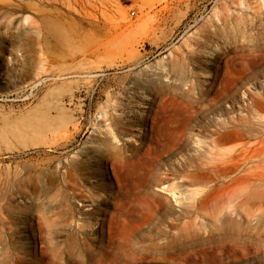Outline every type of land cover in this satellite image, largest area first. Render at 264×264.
Instances as JSON below:
<instances>
[{
  "label": "rangeland",
  "instance_id": "1",
  "mask_svg": "<svg viewBox=\"0 0 264 264\" xmlns=\"http://www.w3.org/2000/svg\"><path fill=\"white\" fill-rule=\"evenodd\" d=\"M106 109L147 117L148 130L136 127L113 144L144 142L131 160L106 161L96 177L85 176L80 192L96 204L74 200L63 174L70 162L93 156L96 142L113 139L101 122ZM233 123L246 138L226 150L248 148L224 177L223 153L211 155L207 131ZM0 136V200L15 209L10 225L0 226V262L33 253L34 264H264V0H0ZM170 169L166 184L156 182ZM51 177L56 189L46 186ZM240 194L259 201L258 218L249 211L243 242L216 260L209 239L222 233L220 221L234 218L228 200ZM97 207L108 223L93 237L81 213ZM11 225L14 240L6 236ZM70 232L93 250L73 247Z\"/></svg>",
  "mask_w": 264,
  "mask_h": 264
},
{
  "label": "bare ground",
  "instance_id": "2",
  "mask_svg": "<svg viewBox=\"0 0 264 264\" xmlns=\"http://www.w3.org/2000/svg\"><path fill=\"white\" fill-rule=\"evenodd\" d=\"M26 4H28V3H26ZM8 7V6H7ZM10 7V6H9ZM13 7V6H12ZM16 7H17V9L18 10H24V9H26L25 8V6H23L22 4H19V5H16ZM16 7H15V9H16ZM14 8V7H13ZM2 14V13H1ZM6 15V14H5ZM4 15V16H5ZM3 16V17H4ZM7 17V16H6ZM8 17H10V15L8 16ZM19 17V16H18ZM5 18V17H4ZM15 19H16V17H14ZM29 18V17H28ZM28 18H26V22L29 20ZM28 19V20H27ZM3 20H5V19H3ZM5 22V21H4ZM37 25V24H36ZM6 32V31H5ZM7 50V49H6ZM5 50V51H6ZM9 54V53H8ZM56 88H54V90H55ZM164 89V88H163ZM53 90V91H54ZM58 90V89H57ZM56 90V91H57ZM66 90V89H65ZM119 90V89H118ZM156 90V89H155ZM67 91V90H66ZM73 91V90H72ZM159 91H160V89H159ZM158 91V92H159ZM59 92V91H58ZM71 93V92H70ZM82 93V92H81ZM49 94V93H48ZM50 94H52V93H50ZM55 94H57V93H55ZM66 94V93H65ZM158 94V93H157ZM41 95V94H40ZM61 95V94H60ZM127 95V94H126ZM160 95V94H159ZM48 96V95H47ZM56 96V95H55ZM157 96V95H156ZM58 97H59V95H58ZM57 97V98H58ZM56 98V99H57ZM59 98H61V97H59ZM157 98V97H156ZM59 100V99H58ZM40 101V100H39ZM153 101V100H152ZM57 102V101H56ZM62 102V101H61ZM74 102V101H73ZM151 102V101H150ZM53 103V102H52ZM55 103V102H54ZM82 103H83V101H82ZM120 103V102H119ZM122 103V102H121ZM120 103V104H121ZM43 104V103H42ZM63 104V103H62ZM61 104V105H62ZM149 104V103H148ZM47 105V104H46ZM50 104H48L47 105V108H48V106H49ZM53 105V104H52ZM57 105V104H56ZM74 105V104H73ZM107 106H110V105H108V104H106ZM105 105V107L108 109V107ZM117 105V104H116ZM115 105V109H117V106ZM44 106V105H43ZM51 106V105H50ZM63 106V105H62ZM66 106V105H65ZM122 106H123V104H122ZM134 106V105H133ZM253 106V109L255 108V106L254 105H252ZM46 107V106H45ZM44 107V108H45ZM58 107V106H57ZM56 106H55V108H57ZM118 107H120V105L118 106ZM43 108V107H42ZM59 108V107H58ZM104 108V107H103ZM123 108V107H122ZM82 109V108H81ZM105 109V108H104ZM107 109H106V112L105 111H103V113L104 114H106L107 115V118L105 119V118H103L102 117V119H104V121H102L101 120V122L103 123V124H106V123H108V125L106 126L107 128H108V135H110V137H112L113 139H110L108 136H107V134L105 133H103V136H100L99 134H102L101 133V130H105V129H102L103 127H102V125L101 126H99V127H102V128H99V129H101V130H99L100 132L97 134L101 139H102V137H104V135H106L107 137H105V138H103L102 140H100L101 142H99V146L97 147L96 145L98 144L96 141V144H95V146L94 147H96V148H94V147H92L94 150V153H93V156H90L89 154H88V156H90V157H88L87 156V153H86V156H83V158L81 159L80 157V161H78V160H76V161H78V162H75V161H73V160H71V161H73L72 163L70 162L69 163V165L68 166H66V172L63 174V181H64V183L67 185V188L69 189V190H73L72 192L74 193H72L73 195H74V197H73V195H72V197L74 198V200H76L75 198H78V200H83V201H86V202H88V201H91L90 200V198L93 196V194H92V196H89V197H87V198H89V199H87V198H85V196H84V194L82 193L81 194V192H83V191H81V190H83L84 188H83V186L81 185V182H83V181H85V176L88 174V175H91V176H93V178L94 177H96V175H97V173L98 172H100L99 171V167H100V165L102 164V163H104V162H106V161H114L115 159H118V161L119 160H124V161H129V160H131L133 157H135L134 155H135V153L138 151V149L141 147V145L143 144V139H144V137L145 136H142V139H141V137H140V145L139 146H137V145H135V144H132V148L131 149H129V146H128V149L126 148L127 146H125V144H123L122 143V141H121V143L123 144L122 146L120 145H117L116 143H118V142H116L115 144H113L114 142H112V140H115V139H117V138H121V139H124V137L125 136H129V135H134V134H137L135 131H134V128H136V127H139V128H141V129H145L146 127V122H147V117H145V118H143V119H138L137 117H133V116H129L128 114H124L123 113V115H118V116H116V115H114L113 113L111 114V113H109V111H107ZM110 109V108H109ZM114 108H112V110H113ZM124 109V108H123ZM173 109V108H172ZM252 108H250V111H252L251 110ZM48 110V109H47ZM58 110V109H57ZM174 110H176L175 108H174ZM41 111H43V110H41ZM49 111V110H48ZM101 111H102V109H101ZM114 111V110H113ZM116 111V110H115ZM120 111V110H119ZM119 111H117L118 113H120ZM126 111V110H125ZM169 111H170V109H169ZM112 112V111H111ZM117 112H114L115 114L117 113ZM122 112H124V111H122V109H121V114H122ZM130 112V111H129ZM171 112V115H173V110H171L170 111ZM177 112V111H176ZM40 113H42L43 114V112H39V113H37V115L38 114H40ZM48 113V112H47ZM49 113H51L50 111H49ZM59 113V112H58ZM62 113V112H61ZM70 113V112H69ZM102 113V112H101ZM128 113V112H127ZM131 114H132V112H130ZM166 113V112H165ZM71 114V113H70ZM103 114V115H104ZM62 115V114H61ZM75 115V114H74ZM102 115V116H103ZM134 115V114H133ZM140 115V114H139ZM41 116H43V115H41ZM50 116V115H49ZM147 116H149V115H147ZM45 117V116H44ZM43 117V118H44ZM106 117V116H105ZM46 118H48V117H46ZM63 118V117H62ZM37 119V118H36ZM77 118H75V122H78L79 121V119H77ZM42 120V119H41ZM65 120H67V119H65ZM71 121V120H70ZM192 121H194V120H192ZM8 122V121H7ZM13 122V121H12ZM55 122V121H54ZM57 122V121H56ZM63 122V121H62ZM73 121H71V123H72ZM31 123V122H30ZM30 123H29V125H30ZM34 123V122H33ZM42 123V122H41ZM70 123V124H71ZM154 123V122H153ZM227 123V122H226ZM28 124V123H27ZM45 124V123H44ZM54 124V123H53ZM228 124H230V123H228ZM25 125V124H24ZM34 125V124H33ZM63 125V124H62ZM77 125H78V123L76 124V125H74V126H76L77 127ZM80 125V124H79ZM93 125V124H92ZM98 125H100V124H98ZM97 125V126H98ZM191 125V124H190ZM201 125V124H200ZM199 125V126H200ZM209 125V124H208ZM215 125H216V123H215ZM41 126V125H40ZM39 126V127H40ZM45 126V125H44ZM66 126V125H65ZM104 126V125H103ZM154 126V125H153ZM189 126V125H188ZM202 126V125H201ZM220 129H217V128H215V129H210V131H207V132H209V133H207V134H209V139H210V142H209V147L212 149V153H211V155H216V154H218V152H220V153H223V158L221 159V166H220V174H221V176H224V177H226L227 176V173L229 172V170L231 169V165L230 164H232V162H233V160L236 158V157H238V156H240V154H238L240 151L241 152H243L246 148H248L247 147V144H245V145H243L242 147H241V149L239 148V149H235V148H233V149H231V150H229V151H227L226 149H227V145H228V143L230 142V141H235V142H237V141H242V140H244L245 138H246V133L245 132H243L242 130H240L239 129V127L237 126V124H232L231 126H232V129H226L225 130V127H224V125H217ZM14 127H16V126H14ZM27 127V126H26ZM67 127V126H66ZM162 127V126H161ZM208 127L209 126H202V128L204 129V130H207L208 129ZM25 128V127H24ZM38 128V127H37ZM138 128V129H139ZM212 128V127H211ZM18 129V128H17ZM30 129V128H29ZM41 129V128H40ZM66 128H64L63 130H65ZM81 129V128H80ZM83 129V128H82ZM81 129V130H82ZM95 129V128H94ZM147 129V128H146ZM203 129H201V130H203ZM36 130V129H35ZM60 130V129H59ZM98 130V129H97ZM107 130V129H106ZM148 130V129H147ZM220 130H224V131H220ZM16 132H17V130H15ZM78 131V130H77ZM96 131V130H95ZM94 131V132H95ZM151 131V130H150ZM37 132V131H36ZM41 132V131H40ZM60 132V131H59ZM64 132V131H63ZM70 132V131H69ZM79 132H80V130H79ZM203 132V131H202ZM18 133V132H17ZM30 133V132H29ZM32 133V132H31ZM49 133V132H48ZM55 133H57V132H55ZM76 133H78V132H76ZM97 133V132H96ZM139 133H140V131H139ZM146 133H147V131H146ZM153 133V132H152ZM14 134V133H13ZM39 134V133H38ZM37 134V135H38ZM72 134V133H71ZM79 134V133H78ZM142 134V133H141ZM144 134H145V132H144ZM149 135L148 136H150V133H148ZM4 135V134H3ZM25 135V134H24ZM31 135V134H30ZM34 135V134H33ZM66 135V134H65ZM147 135V134H146ZM36 136V135H35ZM39 136V135H38ZM46 136V135H45ZM68 136V135H67ZM74 136H76V135H74ZM78 136V135H77ZM97 136V137H98ZM140 136V135H139ZM1 137V136H0ZM71 137V136H70ZM8 138V137H7ZM13 138V137H12ZM41 138V137H40ZM39 139V138H38ZM43 139H45L44 140V142L45 141H48L46 138H43ZM53 139V138H52ZM64 139V138H63ZM72 139V138H71ZM62 140V139H61ZM97 141H99L98 140V138L96 139ZM3 141V140H2ZM69 141V140H68ZM117 141V140H116ZM11 142V141H10ZM54 142H55V139H54ZM58 142V141H57ZM4 143V142H3ZM39 143V142H38ZM40 144V143H39ZM58 144V143H57ZM3 145V144H2ZM1 145V146H2ZM8 145V144H7ZM128 145V144H127ZM257 145V144H256ZM256 145H254L255 147H256ZM54 146V145H53ZM144 146V145H143ZM51 147H52V145H51ZM63 148V147H62ZM68 148V147H67ZM3 149V148H2ZM89 148H87V150H88ZM130 150V151H129ZM140 150V149H139ZM3 151V150H2ZM90 151H92V149L90 150ZM255 151H257V148L255 149ZM1 152V151H0ZM8 152V151H7ZM18 152V151H17ZM130 152V153H129ZM246 152V151H245ZM10 153V152H9ZM1 154H3V153H1ZM91 154V153H90ZM140 154H141V152H140ZM230 154H233V155H230ZM81 155H85V154H81ZM92 155V154H91ZM138 155V154H137ZM63 156V155H62ZM96 156V158L95 159H91V158H94ZM141 156V155H140ZM76 157V156H75ZM73 159V158H72ZM76 159V158H75ZM74 159V160H75ZM59 160V159H58ZM117 162V161H116ZM123 162V161H122ZM121 162V163H122ZM131 162H133V161H131ZM19 163V162H18ZM58 163V162H57ZM67 163V162H66ZM113 163V162H112ZM118 163V162H117ZM116 163V164H117ZM125 163V162H124ZM44 164V163H43ZM63 164V163H62ZM120 164V163H119ZM122 165V164H121ZM159 165V164H158ZM158 165H155L154 167H153V173L152 174H154V173H156V170H158L159 169V167H158ZM48 166V165H47ZM7 167H9V166H7ZM93 167H95L94 168V170L92 169ZM5 168V167H4ZM61 168V167H60ZM63 168H65V167H63ZM104 168V167H103ZM121 168H123L122 166H121ZM161 168V167H160ZM236 171L238 170V169H240L241 167H238V164H235V167H233ZM16 169H17V167H16ZM55 169H56V167H55ZM90 169L91 170H93V173L92 172H89L90 171ZM162 169V168H161ZM123 170V169H122ZM54 171V170H53ZM56 171H58V169L56 170ZM101 171H103V170H101ZM15 172H16V170H15ZM60 172V171H59ZM104 172H105V169H104ZM122 173H124L125 172V170H124V172L123 171H121ZM120 172V173H121ZM158 172V171H157ZM159 172H161V170H159ZM18 173V172H17ZM16 173V174H17ZM20 173V172H19ZM43 173V172H42ZM57 173V172H56ZM173 173H174V171H173V169H170L169 171H166V173H164V178H160V180L157 178V181L156 182H158L159 184H160V182H161V185L163 186V184L165 183L166 184V181L168 180V178L170 179V176H172L173 175ZM8 174H10V172H8ZM7 174V175H8ZM14 174V173H13ZM22 173H20V175H21ZM24 174V173H23ZM37 174V173H36ZM52 174V173H51ZM93 174V175H92ZM99 174V173H98ZM163 174V173H162ZM1 175V174H0ZM6 175V176H7ZM19 175V174H18ZM41 175V174H40ZM50 175V174H49ZM53 175V174H52ZM61 175V174H60ZM124 175V174H123ZM129 175V174H128ZM156 175V174H155ZM154 175V176H155ZM2 176V175H1ZM16 176V175H15ZM51 176V175H50ZM103 176H106V175H103ZM151 177H152V175H150ZM9 177V176H8ZM11 177V176H10ZM19 177V176H18ZM21 177V176H20ZM23 177V176H22ZM40 177V176H39ZM53 177H55V176H53ZM57 177V176H56ZM55 177V178H56ZM2 178V177H1ZM5 178V177H4ZM12 178V177H11ZM55 178H52L51 177V179L50 180H48L47 181V187L48 186H53L54 184H55V186H53V189H56V181H55ZM88 178H90V177H88ZM106 178V177H105ZM119 178H121L120 177V175H119ZM9 179V178H8ZM37 179V181L39 180L38 178H36ZM58 179V178H57ZM61 179H62V177H61ZM153 179V178H152ZM151 179V180H152ZM17 181L18 180H20V179H16ZM35 180V179H34ZM60 180V179H59ZM87 180V179H86ZM89 180V179H88ZM121 180V179H120ZM119 180V181H120ZM123 180V179H122ZM159 180V181H158ZM13 181V180H12ZM28 181V180H27ZM41 181V180H40ZM149 181L150 180H148V183H149ZM153 181V180H152ZM151 181V182H152ZM2 182V181H1ZM8 182V181H7ZM62 182V181H61ZM61 182H60V184H57L58 185V189H60L59 188V185H61ZM168 182V181H167ZM257 182H258V180L257 179H254V180H252V184H253V186H256L257 185ZM22 183V182H21ZM46 183V182H45ZM1 184V183H0ZM20 184V183H19ZM24 184V183H23ZM38 184H39V182H38ZM44 186H45V184H44V182L42 183ZM41 184V185H42ZM159 184H156V185H159ZM13 185V184H12ZM25 185V184H24ZM30 185V184H29ZM40 185V186H41ZM42 185V186H43ZM4 186V185H3ZM10 186V185H9ZM46 186H45V188H46ZM63 186V185H62ZM61 186V187H62ZM160 186V185H159ZM7 187V186H6ZM55 187V188H54ZM65 187V186H64ZM20 188V187H19ZM22 188V187H21ZM32 188V187H31ZM37 188V187H36ZM41 188H43V187H41ZM49 188V187H48ZM48 188H46V189H48ZM120 188V187H119ZM1 189H2V187H1ZM5 189H7V188H5ZM12 189V188H11ZM15 189V188H14ZM26 189V188H25ZM39 189H40V187H39ZM44 189V188H43ZM42 189V190H43ZM63 189H65V188H63ZM121 189V188H120ZM210 189H211V187H210ZM24 190V189H23ZM45 190V189H44ZM66 190V189H65ZM69 190H67V191H69ZM16 191V190H15ZM36 191V190H35ZM48 191H50V189L48 190ZM48 191H45L46 193L48 192ZM52 191V190H51ZM53 191H56V190H53ZM81 191V192H80ZM87 191V190H86ZM118 191H119V189H118ZM57 192V191H56ZM56 192H54V193H56ZM6 193V192H5ZM43 193V192H42ZM86 194H88L89 192H85ZM89 193V195H91ZM105 193V192H104ZM112 193V192H111ZM119 193H120V191H119ZM11 195H12V193H10ZM40 194V193H39ZM50 195H52L53 194V192H52V194L51 193H49ZM57 194H58V192H57ZM60 194V193H59ZM110 194V193H109ZM18 195V194H17ZM95 195V194H94ZM106 195V194H105ZM112 195V194H111ZM7 196H8V194H7ZM6 196V197H7ZM87 196V195H86ZM96 196H97V194H96ZM71 197V196H70ZM94 197V196H93ZM204 197H207V196H204ZM19 198V197H18ZM97 198V197H96ZM103 198H105V197H103ZM2 199V198H1ZM3 199H4V197H3ZM92 200L93 199H95V198H91ZM98 199V198H97ZM102 199V198H101ZM100 199V200H101ZM103 200H106V199H103ZM83 201H81V202H83ZM99 200H97V202H98ZM206 201H209V202H207V203H205V204H203V202L197 207V210H198V215H201L202 214V212L203 211H205L206 209H207V204L208 203H210V202H212V200L210 199V200H206ZM11 202V201H10ZM91 202H93V203H95L96 204V202H94V201H91ZM103 202V201H102ZM107 203H108V201H106ZM113 202V201H112ZM105 203V202H104ZM111 202H109V204H110ZM9 204V203H8ZM99 204V203H98ZM101 204V203H100ZM112 204V203H111ZM216 204H218V202L216 203ZM9 205H11V203L9 204ZM9 205H7V203H5L4 201L2 202L1 200H0V226L2 227V226H8V225H10V219L8 218L9 216L8 215H10V213L13 215V210L12 209H14V207L13 208H11V210L10 209H8L10 206ZM93 205V204H92ZM228 205H230V207H231V209H232V216H234V218L232 217V218H225V219H223L222 221H220V223H221V225H220V228H221V230H223L222 231V233H220V234H218L217 236H215V237H211L209 240H211L210 241V243L212 242V243H214V246H212V247H210V250L216 255V260H219V261H222L223 259H224V256L226 255V253L228 252V251H234V250H236L237 248H238V246H239V244L240 243H242L243 242V240H244V237H245V234H244V232H242V230H241V223H242V221L248 216V214H249V211H253V213H254V218L255 219H257L258 218V215H257V213H258V211H259V201L256 199V200H252L251 201V199L246 195V194H240L239 196L238 195H235V196H233V197H229V200H228ZM70 206V205H69ZM73 206V205H72ZM91 206V205H90ZM102 206V205H101ZM68 207V206H67ZM74 207V206H73ZM70 208V207H69ZM102 208V207H101ZM68 209V208H67ZM71 210H70V212H68V214H70V215H72L71 213H74L76 210H74V212L72 211V209L73 208H70ZM94 209V208H93ZM92 209V210H93ZM7 210H10V212H9V214H7ZM15 210V209H14ZM91 210V211H92ZM98 210V211H97ZM103 210V209H102ZM101 210V212H103ZM72 211V212H71ZM80 211H82V210H80ZM79 211V212H80ZM99 211H100V208H96L95 210H93L92 212H89V213H86V211H85V213H81L83 216H82V222H83V220L85 221V220H87L88 221V227H91V230H92V234H91V236H95V234H97V233H99V234H101L102 233V231H103V229L105 228V226L104 225H106V223L105 222H107V220L104 222L102 219H103V217L101 218L99 215H98V213H99ZM77 212V211H76ZM84 212V211H83ZM88 212V211H87ZM103 213H105V212H103ZM78 214H80V213H78ZM77 214V215H78ZM80 214V215H81ZM73 215H75V214H73ZM76 215V216H77ZM97 215V216H96ZM100 215L102 216V214L100 213ZM106 215V214H105ZM14 217V216H13ZM78 217H80V216H78ZM78 217H77V219H78ZM100 217V218H99ZM104 218L106 219V216H104ZM16 219V218H15ZM14 219V220H15ZM76 218H74V220H75ZM76 219V220H77ZM102 221H101V220ZM80 220V219H79ZM94 220V223H95V225H96V222L97 223H99L100 224V231H98V230H94V229H92L93 227H92V222L91 221H93ZM99 220H100V222H99ZM16 221V220H15ZM70 221V220H69ZM73 221V220H72ZM78 221V220H77ZM96 221V222H95ZM17 222V221H16ZM16 222H15V224H16ZM86 222V221H85ZM13 223V222H12ZM70 223H73V222H70ZM79 223V222H78ZM108 223V222H107ZM14 224V225H15ZM77 225V224H76ZM81 225V224H80ZM85 225V224H84ZM47 225H45V227H46ZM52 226V225H51ZM72 226H74V225H72ZM86 226V225H85ZM10 227V226H9ZM11 227H13V225H11ZM54 227V226H53ZM71 227V226H70ZM78 227V226H77ZM80 227V226H79ZM82 228H83V226H81ZM81 227H80V229H81ZM87 227V228H88ZM110 227V226H109ZM8 228V227H7ZM7 228H5V229H7ZM14 228H15V226L12 228V229H9V231H6V233L8 232V234L6 235L8 238H10L9 240H12L13 239V235L14 234H12V233H15V232H17V230L14 232ZM41 228H43L44 229V226H41ZM41 228H40V230H41ZM159 228V227H158ZM1 229V228H0ZM16 229V228H15ZM43 229H42V231H41V233H45V238H48V236H49V234L47 233V232H45V230H46V228H45V230L43 231ZM53 229V228H52ZM70 229H72L73 230V228H70ZM105 229H107V228H105ZM4 230V229H3ZM78 230H79V228H78ZM83 230V229H82ZM110 230H111V228H110ZM160 230H161V228H160ZM5 231V230H4ZM4 231H2V232H4ZM74 231V230H73ZM72 231V232H73ZM80 231V230H79ZM84 231V230H83ZM12 234V236H11V234ZM76 232H77V229H76ZM104 232V231H103ZM107 232V231H106ZM109 232V231H108ZM232 232H237L236 234H233ZM50 233V232H49ZM52 233H53V231H52ZM51 233V234H52ZM55 233V232H54ZM53 233V234H54ZM71 233V232H70ZM86 233V232H85ZM85 233H82V234H84V236H86L85 235ZM160 233H161V231H160ZM4 234V233H3ZM16 234V233H15ZM52 234V235H53ZM68 234V233H67ZM78 234V233H77ZM77 234L76 235H74L73 233H71V235H70V242H71V244H72V246L73 247H75L76 249H86L87 247V245L89 244H86L87 242H84L85 241V239H83V240H81V239H78L76 236H77ZM80 234V233H79ZM89 234V233H88ZM111 234V233H110ZM159 234V233H158ZM44 235V234H43ZM81 235V234H80ZM79 235V236H80ZM102 235H103V233H102ZM51 236V235H50ZM90 236V237H91ZM97 236V235H96ZM15 237H17V236H15ZM44 237H42L43 239H45ZM53 237H55V236H53ZM81 237V236H80ZM89 237V236H88ZM87 237V238H88ZM99 237V236H98ZM102 237V236H101ZM103 238H104V236H103ZM50 239V238H49ZM48 239V240H49ZM69 239V238H68ZM93 239H95L96 240V238H93ZM14 240V239H13ZM46 240V239H45ZM51 240L53 241V238H52V236H51ZM102 240V239H101ZM91 241H93L92 239H91ZM96 241H98V240H96ZM47 242L48 241H46L45 243L47 244ZM50 242V241H49ZM90 242V241H89ZM100 241H98V243H99ZM102 242H104V241H102ZM254 242V244L255 245H257L258 246V238H257V235L255 234L254 236H252V243ZM94 243V242H93ZM45 244V245H46ZM101 245L103 244V243H100ZM48 245L49 244H47V247H48ZM91 245H92V243H91ZM100 245V246H101ZM51 246V245H50ZM88 246H90V245H88ZM20 247V246H19ZM16 248L15 250H17V252L19 253L20 252V249L22 248V247H24V246H22L21 245V248ZM94 247V246H93ZM99 247V246H98ZM74 248V249H75ZM91 250H93L92 249V247H89ZM23 249V248H22ZM26 249H28V247L26 248ZM75 249V250H76ZM88 249V248H87ZM86 249V250H87ZM90 249H88L87 250V253L86 254H88V251L90 250ZM160 250H162V248H159ZM23 250H25V248L23 249ZM95 250V249H94ZM27 251V250H26ZM32 251V250H31ZM82 251V250H81ZM22 252H24V251H22ZM79 252H80V250H79ZM91 252V251H90ZM159 253V252H158ZM20 254H21V252H20ZM25 254V253H24ZM27 254V253H26ZM25 254V255H26ZM33 254V253H32ZM32 254L31 253H29L28 255H29V260H30V256L32 257V259L29 261V260H27V258H23V259H26V260H22V258H20L21 256L19 255V254H16L15 256H10V257H8V258H6V259H4L3 261H1L0 262V264H34V263H37V261L36 262H34L35 260V258H34V256H32ZM35 254V253H34ZM82 254V253H81ZM160 254V253H159ZM20 256V257H19ZM28 257V256H27ZM34 258V259H33ZM37 260V259H36Z\"/></svg>",
  "mask_w": 264,
  "mask_h": 264
}]
</instances>
